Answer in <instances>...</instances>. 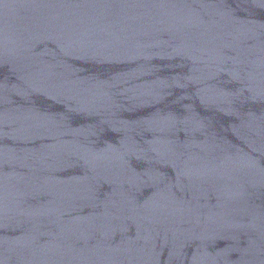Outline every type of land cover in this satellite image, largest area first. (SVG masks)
Segmentation results:
<instances>
[{
    "label": "water",
    "instance_id": "obj_1",
    "mask_svg": "<svg viewBox=\"0 0 264 264\" xmlns=\"http://www.w3.org/2000/svg\"><path fill=\"white\" fill-rule=\"evenodd\" d=\"M0 264H264V0H0Z\"/></svg>",
    "mask_w": 264,
    "mask_h": 264
}]
</instances>
